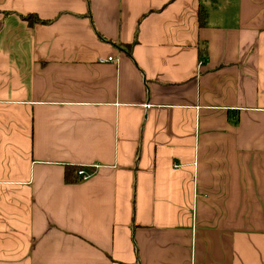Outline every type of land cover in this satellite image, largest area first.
<instances>
[{"label":"crops","instance_id":"0c3cea01","mask_svg":"<svg viewBox=\"0 0 264 264\" xmlns=\"http://www.w3.org/2000/svg\"><path fill=\"white\" fill-rule=\"evenodd\" d=\"M0 264H264V0H0Z\"/></svg>","mask_w":264,"mask_h":264},{"label":"trees","instance_id":"16d2710c","mask_svg":"<svg viewBox=\"0 0 264 264\" xmlns=\"http://www.w3.org/2000/svg\"><path fill=\"white\" fill-rule=\"evenodd\" d=\"M26 20H28L32 25V23H41L43 24L44 22L38 21L36 18L33 17H27ZM206 23V13L204 10L200 9L198 12V26L199 28H203ZM199 53V58L204 60L207 56V48L206 45L201 44L198 49ZM79 168L75 167H66L64 171V181L67 184H73L76 183L77 181L80 180V177L77 175Z\"/></svg>","mask_w":264,"mask_h":264},{"label":"built area","instance_id":"2783aa9c","mask_svg":"<svg viewBox=\"0 0 264 264\" xmlns=\"http://www.w3.org/2000/svg\"><path fill=\"white\" fill-rule=\"evenodd\" d=\"M106 61L111 62L112 57H108ZM77 175L80 177V180H87L90 176L87 172L83 171L82 169L78 171Z\"/></svg>","mask_w":264,"mask_h":264}]
</instances>
